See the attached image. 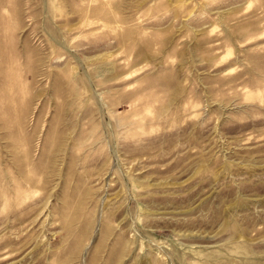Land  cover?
I'll list each match as a JSON object with an SVG mask.
<instances>
[{
    "label": "rangeland",
    "instance_id": "rangeland-1",
    "mask_svg": "<svg viewBox=\"0 0 264 264\" xmlns=\"http://www.w3.org/2000/svg\"><path fill=\"white\" fill-rule=\"evenodd\" d=\"M0 264H264V0H0Z\"/></svg>",
    "mask_w": 264,
    "mask_h": 264
}]
</instances>
